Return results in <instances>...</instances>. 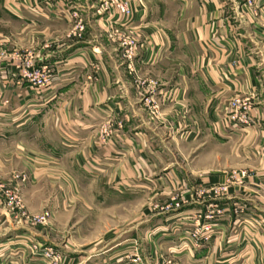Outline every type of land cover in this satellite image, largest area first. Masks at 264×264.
Instances as JSON below:
<instances>
[{"label":"crops","instance_id":"obj_1","mask_svg":"<svg viewBox=\"0 0 264 264\" xmlns=\"http://www.w3.org/2000/svg\"><path fill=\"white\" fill-rule=\"evenodd\" d=\"M126 1L129 17L98 0H0V23L19 28L0 51L33 49L55 77L36 89L0 60V176L30 213L51 208L55 232L36 236L65 264H264V0ZM234 96L253 102L250 126L231 124ZM108 120L124 127L104 143ZM200 193L213 232L195 247ZM174 195L180 211L154 213ZM28 233L0 203V264H47Z\"/></svg>","mask_w":264,"mask_h":264},{"label":"built area","instance_id":"obj_2","mask_svg":"<svg viewBox=\"0 0 264 264\" xmlns=\"http://www.w3.org/2000/svg\"><path fill=\"white\" fill-rule=\"evenodd\" d=\"M98 2L101 8H103L105 11H115L125 17H129L132 14V8L129 2H127L126 0H98ZM77 16L78 15L76 14V17ZM121 22L122 21L119 20L115 23L120 24ZM76 27L78 32H84L85 27L82 24L81 20H79ZM115 31L120 32L121 30L115 29ZM121 48L123 51V57L128 64L129 70L134 72V61L137 55V41L135 39L130 38L129 36H125L124 39L121 41ZM14 58L16 60H19V62L15 65L17 70L16 79L19 82L27 83L31 87L40 90L47 88L53 82L55 77L52 69L46 65H38L37 55L32 53H16ZM139 81L142 84L144 83L143 80ZM1 104L6 105L7 101L2 100L0 98V105ZM252 109L253 102L250 98L234 96L230 101L227 113L231 124L237 128H244L250 126L253 123ZM123 127L124 124L122 121L108 120L107 122H104L99 128L102 141L106 143L113 135L116 134L117 129H123ZM245 175L246 173L243 172L241 174V177H244ZM1 195H5L6 199L10 198L13 201L17 199V196L12 192V188H10V186H6L3 183H0V196ZM242 207L243 206H239L236 208V210L241 211ZM48 212H46V216H49ZM46 216H37L36 220H38L39 222L45 221ZM197 222L198 223L196 228L194 230H189L188 232L189 240H191L193 246L195 247L200 246L202 242H208L213 232L212 226H205L208 223L200 225L199 218ZM53 253L56 254L55 252H49L47 254L53 255Z\"/></svg>","mask_w":264,"mask_h":264},{"label":"rangeland","instance_id":"obj_3","mask_svg":"<svg viewBox=\"0 0 264 264\" xmlns=\"http://www.w3.org/2000/svg\"><path fill=\"white\" fill-rule=\"evenodd\" d=\"M10 27L12 29V33L14 35H18L19 28L16 25V23H12L11 26L7 22L0 23V33H3L4 29H7V28L9 29ZM10 52H11V54L8 52L5 53L4 51H0V60L6 58V56H7L8 58H11L12 60H14L15 63H18L19 60H16L14 58L16 53H20V54L32 53V54H35V50H33V49H30V50H25V49H21V48L18 49V46L13 48ZM0 183H3L8 187L10 186V188H12V192L17 196V199L15 201H13L10 198L6 199L5 195H1L0 196V203L3 205V207L4 206L6 207V210H7L8 214L10 215L13 227L18 228V226H26L27 225L29 233H28L27 239H26V242H27L26 247H27V250L29 252L30 260L35 262V260L38 259V260H42L43 262H45L47 264H65L66 262H68L66 260L65 256L62 254V252H59V250L56 247H54L48 243L42 242L40 240L39 236L38 237L36 236V232H38V234L40 236H41V234L50 236L51 232H55L54 231L55 229L53 228L55 224L53 222L54 221L53 220V212H52L51 208L46 207V209H43L40 212L30 213L26 207V204L24 202V199H23V196H22L20 190L17 187H15L14 185L12 186V185H9L8 183H6L4 178H2L1 176H0ZM179 198H180V196L174 195L173 202L169 203L167 205L165 203L156 202V203L152 204V209H153L154 213H161V214L172 213L174 211H180V209L182 208V204H184V203H180L178 201ZM199 199L201 200V202L205 199L203 194L199 195ZM142 202H143V199L140 200L141 204H142ZM204 204H206V203H203V205ZM208 205L206 204L204 209H201L203 215H202V217H199V224L201 225V224L208 223L205 226L210 227L213 208L211 207V205L210 206H208ZM97 209H98V212H97L98 214L101 215L102 213H105V209H100V208H97ZM141 210H143L142 207L140 208V211ZM204 210H205V212H204ZM46 212L49 213V216H46ZM41 215L46 216V220L39 222L38 220H36V217L41 216ZM144 216H146V215H144ZM197 223L198 222H193L192 227L189 230H194L197 226ZM90 225H94V227L101 226L100 223H95V224H90ZM112 225L114 227L116 224H112ZM103 227L104 226H102V228ZM72 231H74V229H72ZM86 231L88 233H91L90 232L91 229L86 228ZM65 232L68 233L67 231H65ZM67 240H68V238H67ZM56 241L58 242L59 239H57ZM12 246H14V248H15L16 246H19V243L14 241ZM49 252H55L56 254L53 253V255H48L47 253H49ZM16 257H18V255L13 256V259ZM15 263H17V260L14 259L13 264H15ZM168 263L169 262H167L166 264H168ZM164 264H165V262H164Z\"/></svg>","mask_w":264,"mask_h":264}]
</instances>
